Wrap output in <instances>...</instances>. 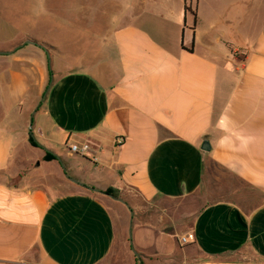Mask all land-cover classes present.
I'll return each mask as SVG.
<instances>
[{"label": "crops", "instance_id": "0c3cea01", "mask_svg": "<svg viewBox=\"0 0 264 264\" xmlns=\"http://www.w3.org/2000/svg\"><path fill=\"white\" fill-rule=\"evenodd\" d=\"M39 1L0 50V264H264V0Z\"/></svg>", "mask_w": 264, "mask_h": 264}, {"label": "rangeland", "instance_id": "374dc122", "mask_svg": "<svg viewBox=\"0 0 264 264\" xmlns=\"http://www.w3.org/2000/svg\"><path fill=\"white\" fill-rule=\"evenodd\" d=\"M101 1L102 0H90V2L98 4L99 7L101 6ZM103 1L106 9L114 10L113 4L108 3V0ZM85 2H87V0H46L44 6L48 5L46 7L54 9L56 13L60 14V17H65L73 22V15L83 11V9L80 8H84ZM74 4L79 8V10L77 9L78 13L73 12L75 10L72 8ZM39 5H42L39 0H0V50L12 49L13 47H10V44H12L11 41L22 39L24 33L28 30H37L39 27L44 29L45 27L49 28V26L53 25L52 19L48 16L47 19L43 20L37 18L35 13ZM78 19H83V16L78 17ZM104 23L100 13H98L97 18L95 17L89 25L98 27ZM56 24H58V22ZM85 24V21L77 20V24H74L76 25L75 30L73 31H68L67 28H64L65 26H62V29H67L63 31V39L68 40L70 36H74ZM53 26H55V24ZM128 221L129 212L125 210L122 223L120 224V235L123 240L122 249L125 247V250H127L128 246L126 241L128 236Z\"/></svg>", "mask_w": 264, "mask_h": 264}, {"label": "water", "instance_id": "95a60500", "mask_svg": "<svg viewBox=\"0 0 264 264\" xmlns=\"http://www.w3.org/2000/svg\"><path fill=\"white\" fill-rule=\"evenodd\" d=\"M27 42H28V43H32V44H34V45L37 44V43H35V42H33V41H27ZM45 50H46L47 53H48L49 64H50V67H51V63H52L51 55H50L48 49L45 48ZM11 52H12V51H2V52H0V55H7V54H10ZM51 84H52V78H51V80H50V82H49L48 88L51 86ZM47 90H48V89H47ZM47 90H46V92L44 93L43 97L41 98V101L39 102L38 106H39V105L42 103V101L44 100V98H45V96H46V94H47ZM36 110H37V108L33 111V114L31 115V119H30V132H31V135H32V136H33V133H32V123H33V118H34V114L36 113ZM205 144L209 145V142L206 141ZM209 146H210V145H209ZM203 148H205V147H203ZM70 179H71L73 182H75V183H77V184H79V185L85 187L86 189H88V190H90V191H95V192L103 193V194L109 196L110 198H112V199H114V200H117V201H120V202L124 203V204L127 206L128 210H129V212H130L129 235H130V238H131V235H132V227H133V216H134V211L132 210V208L130 207V205H129V204H128L123 198L118 197V196H115V195H113V194H108V193H106V192H102V191H100L99 189H97V188H95V187L84 185V184L80 183L79 181H77V180H75V179H72V178H70ZM130 241H131V240H130ZM131 243H132V241H131ZM132 251H133V253L136 255V257H137L139 260H141V256H140L139 252H138L137 250H135L134 248L132 249Z\"/></svg>", "mask_w": 264, "mask_h": 264}, {"label": "built area", "instance_id": "2783aa9c", "mask_svg": "<svg viewBox=\"0 0 264 264\" xmlns=\"http://www.w3.org/2000/svg\"><path fill=\"white\" fill-rule=\"evenodd\" d=\"M121 141L122 139H119V142ZM68 149L72 154H77L83 157H87L93 161H96L98 159L97 157L98 148L90 140L73 141L69 144ZM186 241L187 238L182 237V242H186Z\"/></svg>", "mask_w": 264, "mask_h": 264}, {"label": "trees", "instance_id": "16d2710c", "mask_svg": "<svg viewBox=\"0 0 264 264\" xmlns=\"http://www.w3.org/2000/svg\"><path fill=\"white\" fill-rule=\"evenodd\" d=\"M185 10H186V12H190L191 11V8L187 4H185ZM30 142H31V144H33L34 146H36V143H35L33 137H30ZM44 158H45V160H51L53 158V156L51 154L47 153ZM105 192L108 193V194H113L115 196L120 197L119 191H117V190H115L113 188H109Z\"/></svg>", "mask_w": 264, "mask_h": 264}]
</instances>
